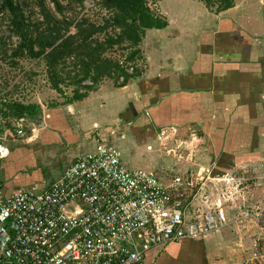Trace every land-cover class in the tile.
Here are the masks:
<instances>
[{
  "label": "crops",
  "instance_id": "0c3cea01",
  "mask_svg": "<svg viewBox=\"0 0 264 264\" xmlns=\"http://www.w3.org/2000/svg\"><path fill=\"white\" fill-rule=\"evenodd\" d=\"M259 4L263 14L264 0ZM177 5L184 6L185 10H178ZM233 5V8L216 14L192 0L160 2L158 15L166 20L167 27L149 32L146 38L155 39L154 52L159 55L132 84L138 99L127 104L125 109L127 112L133 108L139 116L120 113L117 122L109 123V110L103 111L102 117L92 114L94 107L102 111V106L117 107L125 103L117 96L121 91H127L128 85L111 89V92L104 85L100 86L85 100L72 106L47 109L48 106L42 105L34 120L39 125L38 130L32 137L37 138V143L41 141V149L37 148V143L33 148L16 145L17 138L9 132L6 121L0 116V137H3L5 147L4 155L0 156V184L5 192L20 191L13 182L22 179L30 186L25 190L49 188L54 182L49 185L40 176L34 177L35 173L29 178L21 173L37 171L45 151L55 147L63 149V155L69 156L72 162L94 151L95 143L88 139L89 130L108 124L121 123L130 134H139L142 131L140 123L147 122L157 136L173 131L182 136L179 138L182 144L197 140L205 145L203 150L208 153L210 163L206 171H224L229 160H258L264 141V36H254L226 18L225 15L238 9ZM190 11L200 17L191 19L194 24L188 28L184 25L186 15H177ZM25 121L33 123L28 119L22 122ZM84 130L87 135L82 132ZM200 203H182L186 218L194 216ZM258 233V229L246 224L229 226L203 240L154 247L147 252L142 264H240Z\"/></svg>",
  "mask_w": 264,
  "mask_h": 264
},
{
  "label": "built area",
  "instance_id": "2783aa9c",
  "mask_svg": "<svg viewBox=\"0 0 264 264\" xmlns=\"http://www.w3.org/2000/svg\"><path fill=\"white\" fill-rule=\"evenodd\" d=\"M22 121H6L16 138L24 137ZM189 186L175 177L165 187L147 171L126 169L97 135L94 151L49 188L7 194L0 184V264H142L154 247L241 224L259 233L240 264H264V201L203 197L189 219L180 201Z\"/></svg>",
  "mask_w": 264,
  "mask_h": 264
},
{
  "label": "trees",
  "instance_id": "16d2710c",
  "mask_svg": "<svg viewBox=\"0 0 264 264\" xmlns=\"http://www.w3.org/2000/svg\"><path fill=\"white\" fill-rule=\"evenodd\" d=\"M91 1L98 17L79 16L82 0H0V61L13 69L21 60L43 62L52 91L63 95L72 90L68 105L105 83L120 89L138 80L144 73L138 63L145 62L147 34L167 27L154 11L163 0ZM192 1L216 14L234 6L233 0ZM42 107L1 98L0 116L34 121ZM55 107L60 106L45 108Z\"/></svg>",
  "mask_w": 264,
  "mask_h": 264
},
{
  "label": "rangeland",
  "instance_id": "374dc122",
  "mask_svg": "<svg viewBox=\"0 0 264 264\" xmlns=\"http://www.w3.org/2000/svg\"><path fill=\"white\" fill-rule=\"evenodd\" d=\"M82 1L84 2V10L80 12V17L83 15L90 17L99 16L98 10L93 6L91 0ZM259 1L233 0L238 9L225 15V17L232 19L233 22L243 29L245 28L254 36H264V17ZM158 3L160 4V2ZM158 3L157 7H154L156 15L159 14ZM163 5L165 4L163 3ZM163 5H160V7ZM177 7L180 11L185 10L184 6L177 5ZM184 15H186L184 25L186 24L185 26L188 28L194 24L191 19L197 20L200 17V14L191 11L185 14L179 13L177 17H184ZM187 36L189 35L187 34ZM150 38L151 36L148 37V39ZM147 40L144 47L146 63H138V68L143 72H145V66L147 65L146 68H149V62H152L153 58L156 59L159 55L154 52V47H157L155 39H150L148 42ZM128 73L131 74L132 71L130 70ZM152 73L154 72L152 71ZM137 81L129 82L127 91H121L120 96H117V99L125 101L121 106H102V111L101 108L94 107L92 114L102 117L103 111L109 110V121L107 120L109 123L117 122L116 117L120 113L125 116L135 113L136 116H139L140 113L133 108L127 112L125 111L126 106L138 99V93L134 91L135 88L132 85ZM104 87L109 92H111V89H116L111 83H105ZM104 92L105 90L101 92V95ZM71 96V89L65 90L63 95H58L51 90L43 62L21 60L19 61L18 68L13 69L8 64L0 61V99L5 98L6 101L19 102L26 105H46L49 107L58 105L60 107H67L74 105V103L70 105L66 104V101ZM128 120L131 119L129 118ZM30 123L26 121L22 122V127L25 130L24 136H26L22 139L17 138L14 141L16 145L32 148L36 145L37 138L33 139L32 137L37 132L39 125L35 121ZM140 125L142 126V131H139V134H130L128 128L121 123L118 125L108 124L102 128L89 130L88 139L95 143L96 136L100 135L106 143H109L120 154V161L126 169L147 171L159 179L165 187H168L175 177H180L185 184L190 183L191 186L185 187L183 196L180 197L184 204L191 201L194 205H197L203 197H208L210 201L214 202L222 196L225 199L238 202L242 199L246 201H264V141L260 150L261 156L258 160H247L245 162L229 160L226 163L227 168L224 171L215 169L209 171V174H207L206 167L209 165L210 160L206 156L208 153L203 150L205 148L204 144H201L197 140L182 144L179 142V138H182V136H177L173 131H167L157 136L153 133L149 123L143 122ZM82 132L87 135L85 130ZM37 148L41 149V141L37 143ZM62 150L55 147L49 151H45L47 153L38 162L37 171H28L27 173H21V175L23 174L22 176H28L29 178V176H34L33 174L35 173L34 177L39 178L40 176L41 180L49 185L57 181L63 171L73 163L69 156L63 155ZM212 165L215 164L213 163ZM34 177L30 178L33 179ZM13 184L16 185V190L30 188L25 179L17 182L14 181Z\"/></svg>",
  "mask_w": 264,
  "mask_h": 264
},
{
  "label": "flooded vegetation",
  "instance_id": "af4514ba",
  "mask_svg": "<svg viewBox=\"0 0 264 264\" xmlns=\"http://www.w3.org/2000/svg\"><path fill=\"white\" fill-rule=\"evenodd\" d=\"M264 14V13H263Z\"/></svg>",
  "mask_w": 264,
  "mask_h": 264
}]
</instances>
